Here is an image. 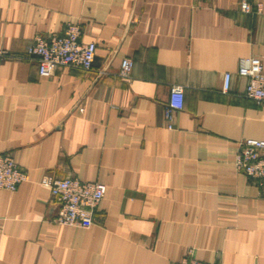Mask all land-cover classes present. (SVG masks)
I'll return each instance as SVG.
<instances>
[{"label":"crops","instance_id":"crops-1","mask_svg":"<svg viewBox=\"0 0 264 264\" xmlns=\"http://www.w3.org/2000/svg\"><path fill=\"white\" fill-rule=\"evenodd\" d=\"M257 3L0 0V154L28 175L0 190V264H264V186L233 168L242 140L264 139V105L237 75L242 58L264 64ZM69 22L96 45L91 70L39 76L26 48ZM70 176L106 187L89 228L52 223L42 180Z\"/></svg>","mask_w":264,"mask_h":264},{"label":"built area","instance_id":"built-area-1","mask_svg":"<svg viewBox=\"0 0 264 264\" xmlns=\"http://www.w3.org/2000/svg\"><path fill=\"white\" fill-rule=\"evenodd\" d=\"M240 10L249 12L251 0H236ZM257 3V0H255ZM80 27L67 23L60 35L36 36L26 48V56L34 58L38 65V74L49 77L58 67L77 68L88 72L92 68L96 45L94 42L82 43ZM1 55V54H0ZM132 61L125 57L120 60L118 76L130 77ZM237 75L246 78L244 96L256 104L264 105V64L258 57L242 58ZM231 74L223 77L224 91L230 86ZM183 108V88L173 86L163 114L168 128L171 127L173 114ZM236 172L242 173L264 186V139L246 138L240 142L233 161ZM28 179L25 171L9 154H0V190L13 192L17 186ZM42 183L48 187L56 207L52 223L62 226L89 228L94 223L96 208L104 197L106 187L99 182L82 181L76 177L45 178ZM175 264H208L187 254Z\"/></svg>","mask_w":264,"mask_h":264}]
</instances>
